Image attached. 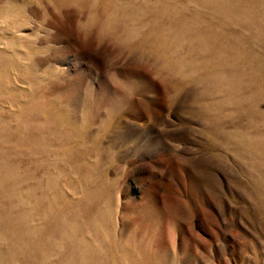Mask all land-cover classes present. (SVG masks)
Wrapping results in <instances>:
<instances>
[{"label": "rangeland", "instance_id": "1", "mask_svg": "<svg viewBox=\"0 0 264 264\" xmlns=\"http://www.w3.org/2000/svg\"><path fill=\"white\" fill-rule=\"evenodd\" d=\"M0 264H264V0H0Z\"/></svg>", "mask_w": 264, "mask_h": 264}, {"label": "clouds", "instance_id": "2", "mask_svg": "<svg viewBox=\"0 0 264 264\" xmlns=\"http://www.w3.org/2000/svg\"><path fill=\"white\" fill-rule=\"evenodd\" d=\"M82 34V38L85 42L91 43V45L95 48L107 50L109 52H122L123 54L127 55V59H125V65L128 64V60L131 59V54L128 52V50H122L118 46L115 45L114 41H111L109 36L107 35L108 32V26L105 25L104 27H101L97 21H95L92 17H87L80 21L79 25L77 26ZM98 34L104 36L103 39L98 38ZM131 74H133V77L135 76V73L137 71H141L137 69L134 66H129L127 69ZM145 74H148L151 76L153 80H156V77L154 74L145 72ZM157 83H160V81H156Z\"/></svg>", "mask_w": 264, "mask_h": 264}]
</instances>
